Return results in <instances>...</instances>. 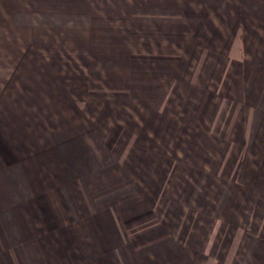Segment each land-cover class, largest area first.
I'll list each match as a JSON object with an SVG mask.
<instances>
[{
	"label": "crops",
	"instance_id": "obj_1",
	"mask_svg": "<svg viewBox=\"0 0 264 264\" xmlns=\"http://www.w3.org/2000/svg\"><path fill=\"white\" fill-rule=\"evenodd\" d=\"M0 264H264V0H0Z\"/></svg>",
	"mask_w": 264,
	"mask_h": 264
},
{
	"label": "rangeland",
	"instance_id": "obj_2",
	"mask_svg": "<svg viewBox=\"0 0 264 264\" xmlns=\"http://www.w3.org/2000/svg\"><path fill=\"white\" fill-rule=\"evenodd\" d=\"M207 133V132H206ZM202 141H204V139H202ZM203 143V142H202ZM207 143H208V141H207ZM205 146L203 147V148H205V147H207V145L206 144H204Z\"/></svg>",
	"mask_w": 264,
	"mask_h": 264
}]
</instances>
